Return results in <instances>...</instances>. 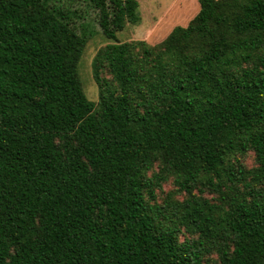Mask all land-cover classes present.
Listing matches in <instances>:
<instances>
[{
	"label": "trees",
	"instance_id": "16d2710c",
	"mask_svg": "<svg viewBox=\"0 0 264 264\" xmlns=\"http://www.w3.org/2000/svg\"><path fill=\"white\" fill-rule=\"evenodd\" d=\"M198 3L151 45L137 0H0V264H264V0Z\"/></svg>",
	"mask_w": 264,
	"mask_h": 264
},
{
	"label": "rangeland",
	"instance_id": "374dc122",
	"mask_svg": "<svg viewBox=\"0 0 264 264\" xmlns=\"http://www.w3.org/2000/svg\"><path fill=\"white\" fill-rule=\"evenodd\" d=\"M139 3L140 23L127 25L117 33L121 42L130 40H144L154 45L162 41L176 26H185L198 12V0H137ZM82 10V18L75 20L76 28L86 31L89 35L88 42L78 66V75L87 98L93 102L98 100V89L92 78V60L98 49L108 43L102 36L95 22V12L86 7L85 3H77L73 8ZM247 167L253 165L251 155L245 159ZM173 189L170 183L163 185L164 196ZM178 198H181L179 196Z\"/></svg>",
	"mask_w": 264,
	"mask_h": 264
}]
</instances>
